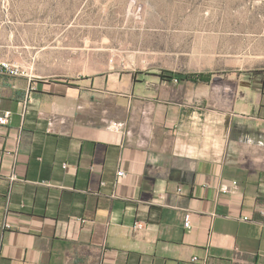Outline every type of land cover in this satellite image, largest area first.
I'll return each instance as SVG.
<instances>
[{"label":"crops","instance_id":"crops-1","mask_svg":"<svg viewBox=\"0 0 264 264\" xmlns=\"http://www.w3.org/2000/svg\"><path fill=\"white\" fill-rule=\"evenodd\" d=\"M186 74L0 76V264H264V67Z\"/></svg>","mask_w":264,"mask_h":264},{"label":"rangeland","instance_id":"rangeland-1","mask_svg":"<svg viewBox=\"0 0 264 264\" xmlns=\"http://www.w3.org/2000/svg\"><path fill=\"white\" fill-rule=\"evenodd\" d=\"M0 55L46 80L212 72L225 86L264 67V0H0ZM166 86L211 109L209 88Z\"/></svg>","mask_w":264,"mask_h":264},{"label":"built area","instance_id":"built-area-1","mask_svg":"<svg viewBox=\"0 0 264 264\" xmlns=\"http://www.w3.org/2000/svg\"><path fill=\"white\" fill-rule=\"evenodd\" d=\"M0 76L3 77H8V78H24V79H28L31 80L33 79V75L32 72L24 67H21L17 64H14L8 60H4V59H0ZM1 124L5 125L6 124V118H4V120L1 121ZM123 173L122 172H118L117 176L120 177ZM11 181H14L15 178L14 176L10 177ZM235 184V183H233ZM180 191V189H178V192ZM222 193L227 194L229 193V191L227 190H222ZM263 215V212L261 213ZM244 221H247V218L243 219ZM135 229H141L142 225L140 223H136L135 224ZM184 228L185 229H190V216L186 215L184 217ZM197 259L193 258L191 259V262H196Z\"/></svg>","mask_w":264,"mask_h":264},{"label":"trees","instance_id":"trees-1","mask_svg":"<svg viewBox=\"0 0 264 264\" xmlns=\"http://www.w3.org/2000/svg\"><path fill=\"white\" fill-rule=\"evenodd\" d=\"M166 80L172 81L175 79L177 82L191 83V84H206L209 83V74H170L163 76Z\"/></svg>","mask_w":264,"mask_h":264}]
</instances>
